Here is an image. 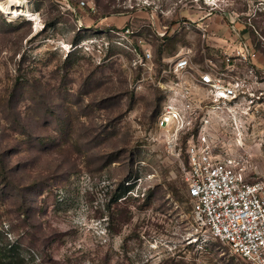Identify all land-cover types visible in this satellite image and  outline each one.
Wrapping results in <instances>:
<instances>
[{
  "label": "rangeland",
  "instance_id": "obj_1",
  "mask_svg": "<svg viewBox=\"0 0 264 264\" xmlns=\"http://www.w3.org/2000/svg\"><path fill=\"white\" fill-rule=\"evenodd\" d=\"M256 10L264 0H0V243L14 264H247L197 221L186 138L173 151L156 121L177 55L191 77L225 72L244 93L204 131L215 157L264 181Z\"/></svg>",
  "mask_w": 264,
  "mask_h": 264
},
{
  "label": "built area",
  "instance_id": "obj_2",
  "mask_svg": "<svg viewBox=\"0 0 264 264\" xmlns=\"http://www.w3.org/2000/svg\"><path fill=\"white\" fill-rule=\"evenodd\" d=\"M143 43L139 41L140 52H135L144 64L152 55ZM191 69L189 54H180L159 77L165 97L156 128L168 135L167 146L173 151H182L186 138L182 166L199 224L247 264H264V181H249L234 161L215 157L204 131L210 122L207 113L238 105L243 83L217 71L191 77ZM166 75L173 78L166 82Z\"/></svg>",
  "mask_w": 264,
  "mask_h": 264
},
{
  "label": "trees",
  "instance_id": "obj_3",
  "mask_svg": "<svg viewBox=\"0 0 264 264\" xmlns=\"http://www.w3.org/2000/svg\"><path fill=\"white\" fill-rule=\"evenodd\" d=\"M247 10H248L247 6H245V9H240L239 14H242V18H245V19L250 18V15L246 17L245 14H243L244 12H247ZM111 13L112 12L105 13L104 15H102V17L105 18ZM262 16L264 17V11L256 10L255 17H253V19H252L253 23L252 24L246 23L247 27L249 28V32L251 35H255L256 33L259 32V30L262 29V27L260 25H258V22L255 20L257 17H262ZM262 31H264V29ZM129 186L130 185H128L122 193L116 195V197L114 199V201L116 203H118V201L125 198L126 193L131 188ZM1 236H2V234L0 233V237ZM0 244H1L0 245V264H14V262L16 261L15 258L17 257V254L15 253V251H8L9 253H6L7 243H4V244L0 243Z\"/></svg>",
  "mask_w": 264,
  "mask_h": 264
},
{
  "label": "bare ground",
  "instance_id": "obj_4",
  "mask_svg": "<svg viewBox=\"0 0 264 264\" xmlns=\"http://www.w3.org/2000/svg\"><path fill=\"white\" fill-rule=\"evenodd\" d=\"M14 1V0H13ZM18 1V0H17ZM21 9V8H20ZM19 11H16L15 13H18ZM21 14H23V11H22V13ZM26 17H28L30 20L32 19V15L29 13H27L26 15H25Z\"/></svg>",
  "mask_w": 264,
  "mask_h": 264
}]
</instances>
